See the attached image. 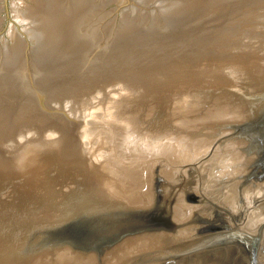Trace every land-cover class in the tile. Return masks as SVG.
<instances>
[{
    "label": "water",
    "instance_id": "95a60500",
    "mask_svg": "<svg viewBox=\"0 0 264 264\" xmlns=\"http://www.w3.org/2000/svg\"><path fill=\"white\" fill-rule=\"evenodd\" d=\"M0 264H264V0H0Z\"/></svg>",
    "mask_w": 264,
    "mask_h": 264
}]
</instances>
